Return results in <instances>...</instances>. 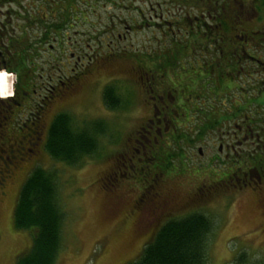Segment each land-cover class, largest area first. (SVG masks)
Returning <instances> with one entry per match:
<instances>
[{"label": "rangeland", "instance_id": "obj_1", "mask_svg": "<svg viewBox=\"0 0 264 264\" xmlns=\"http://www.w3.org/2000/svg\"><path fill=\"white\" fill-rule=\"evenodd\" d=\"M105 1L106 7L100 4L95 10L90 8L89 19L85 22L75 21V27L64 29L59 32L60 36L54 31L50 43H46L42 53L31 61L38 70H30L29 73H36L37 78L41 74L44 76L38 82L39 86L46 83L49 87L61 76L65 77L63 80L69 77L72 78L70 82H77L75 94L68 96L67 100L63 97L58 101L57 96L53 101L45 99L49 91L40 88L31 100L21 89L24 81L2 67L8 59H0V74H9L5 95L8 97H0V100L12 99L15 95L22 103L21 106L16 102L0 106L7 109H3L2 114L0 112V178L12 172L6 163L8 157H14L12 150L15 154H22L26 160L20 162L24 166L22 169L16 172L13 169L16 174L13 179H7L6 194H0V264H16L17 256L32 245L36 231L17 230L14 212L22 184L38 167L57 172L60 206L66 214L62 247L56 264H127L138 259L157 233L155 230L156 233L145 234L153 224L145 226L139 223L141 212L135 203L138 199L145 203L150 201L147 207L153 206L154 201L160 206L165 205L162 200L168 202L156 223L157 229L172 218L193 212L207 214L214 222L208 240L207 264H229L237 254L245 251L253 261L264 260V175L258 176L253 172L251 185L245 187L244 180L238 183L230 171L234 156L227 157V149L219 156L220 143L225 147L227 144L237 145L227 135L236 129L235 125L223 123L216 130L209 128L207 135L197 140L192 135L194 129L183 130L178 126L174 136L177 137L176 142L171 139L172 143L167 145L166 137L174 131L175 122L170 121L174 115L164 114L161 116L169 120V129L165 130V138L159 139L158 144L154 143V138L148 139L140 133L143 127L149 128L147 126L154 118L153 95H164L170 104L174 102L171 101L174 100L171 92L182 95L180 89L185 88L194 75L192 61L186 57L187 73L176 74L177 79L168 77L160 84L162 80L158 75L155 79L149 76V81L147 76L142 78L141 50L151 56L163 44L170 49V37L163 34L162 27L158 26L165 22L156 20V14L162 12L158 4L167 2L166 5L174 7L175 11L177 4L170 3L172 0H117L115 4L112 0ZM253 1L244 0L245 7L240 5L237 9L246 19L258 17V13L253 11ZM24 4L29 5V2ZM151 4L156 9L155 13ZM136 6L143 10L144 18L150 20L144 28H130L135 25L132 20L138 18ZM16 10L22 12L24 8L12 0H0V26H10L4 28L5 44H8V37L11 40L19 35V30L14 29L22 21H19ZM253 26L255 31H264V23L260 20L253 22ZM10 49L12 57L15 48ZM257 51L264 58V46H258ZM50 75L55 81L49 78ZM113 85L117 86L118 94L123 98L116 109L109 108L103 97L104 90ZM150 89L155 91L149 93ZM176 89L181 94L176 93ZM42 110L49 112L45 119L48 126L60 112H69L77 126L103 120L107 132L100 136L97 152L86 157L81 164L69 166L52 159L45 150V143L40 146L28 143L27 139L34 131L30 129L34 116ZM172 112L173 107L169 110ZM200 124L197 117V127L200 128ZM136 139L146 142L147 150L142 149ZM137 144L140 151L134 149ZM30 148L35 149L36 156L26 154ZM245 158L238 156V166ZM236 167L233 166L234 169ZM224 172L227 175L222 177Z\"/></svg>", "mask_w": 264, "mask_h": 264}, {"label": "trees", "instance_id": "obj_2", "mask_svg": "<svg viewBox=\"0 0 264 264\" xmlns=\"http://www.w3.org/2000/svg\"><path fill=\"white\" fill-rule=\"evenodd\" d=\"M12 1L24 8L22 12L16 10L19 21L22 23L17 24L19 27L14 29L19 30V35L15 38L12 37L11 40L8 37V44H5L4 41L6 37V34L3 33L5 32L4 27L0 26L2 27L0 32L2 49L0 51L3 52L0 59H8L2 67L16 73L17 77L24 81L21 82L23 86L21 89L24 91H30L32 78L36 75V73L34 75L29 73L30 70L33 72L37 68L34 61H31L35 55L42 53V48L46 43H50L51 34L55 31L56 35H59V32H63L64 29L74 28L75 21L82 20L85 22L88 20L90 8L95 10V7L100 4L106 7L105 0ZM112 1L115 4L117 0ZM24 2H29V5L24 4ZM175 2L180 5L186 3L187 0H175ZM192 3H194L193 0H191ZM243 3L244 0H205V5H202L201 11H203L202 14L208 22V27L206 24V28L202 25L198 26L196 20L193 19V32L184 35L183 32L176 31V34L172 32L168 36L171 45L173 43L203 41L201 43L204 45L195 43L196 54L194 55L197 58L200 57L201 50L210 51L212 62L210 72L212 73L205 71L201 74L197 71L193 72L194 75L191 77V80L197 84L196 91L204 94L201 96L199 94L198 97L193 98L196 104L193 107L195 111L194 114L189 113L190 116L198 117L201 122V127L192 133L195 136L194 139L197 140L199 137L206 136L209 128L216 130L220 124L223 125L222 122L229 119H238L241 116V120L248 118L250 121L248 123L249 129L246 132L251 137L250 143L252 144L248 158L252 159L253 168L247 169L245 163H241L239 168L240 170L255 172L258 176L263 177L264 122H260L257 118L264 116V70L259 73L242 71L237 75V62L243 51L239 48L236 49L234 44L230 45L231 43L224 47L221 41L222 38L235 39L236 34H240V37H252L251 40L255 42L258 39L257 45L264 46V31H255L253 26V22L257 20L264 23V0H254L253 5L251 4L254 13H258L255 20L241 16L237 9L240 5L245 7ZM136 8L138 10V6ZM139 14L138 10V18L132 20L136 26H130V28L137 27L140 29L142 26ZM196 15L202 17L199 13ZM191 18H194V14ZM183 19L190 27L191 19L186 18V16ZM143 20L144 24L150 21L146 18ZM150 25L154 24L151 23ZM4 26L6 29L10 27L9 24H4ZM246 28L251 30H245ZM11 33L12 30L9 34ZM237 39L239 40V38ZM5 45L15 48L12 57L9 54L11 49L9 48L6 52ZM184 51V56H186V49ZM247 51L252 53L251 48H248ZM143 54L141 50L140 61L143 59ZM157 57L154 59L155 61L161 58ZM164 58L165 60H173L171 54L167 57L162 56L160 60ZM178 58H183L182 54H179ZM201 61L205 63L204 59ZM4 76V81L0 82V91L7 90L8 74L6 73ZM231 93L233 94L230 96ZM103 97L106 105L113 109L119 108L123 101V98L118 94L116 85L107 87L103 92ZM46 132L47 137L42 143H45L47 153L55 161L70 166L81 164V161L86 157L97 152L100 143L99 138L106 134L107 126L103 120L91 121L85 125L77 126L76 120L69 112H60L52 120ZM170 136L172 142H176L177 137H174L176 133H171ZM237 154L241 157V154L244 153ZM28 175L18 195L14 224L17 230H35L36 233L32 238L31 247L20 253L15 262L16 264H56L62 247L63 225L66 220L63 206H60L58 174L54 170L38 167ZM247 184L251 185L249 182ZM213 227L214 222L203 212H193L183 217L172 218L146 244L138 259L127 264H207L209 258L208 240ZM229 264H264V260L253 261L250 254L245 251L237 254Z\"/></svg>", "mask_w": 264, "mask_h": 264}, {"label": "flooded vegetation", "instance_id": "obj_3", "mask_svg": "<svg viewBox=\"0 0 264 264\" xmlns=\"http://www.w3.org/2000/svg\"><path fill=\"white\" fill-rule=\"evenodd\" d=\"M194 3L191 4V0H187L186 3L184 4H177L175 2V0L170 1V3L172 4H177V11L173 10L175 9L174 7H168L166 4L167 2L163 3H159V9L161 13L156 14V20H158L159 22H165V24L159 25V27H162L161 32H163V34H171L172 32L174 34H176L178 32L180 33H184V35L188 32H193L192 31V26H193V19L196 20V23L198 24V26L208 27V22L206 20V18H204L203 16V11L202 10V5H205V0H193ZM151 9H153L154 13H155V8L154 5L151 4ZM194 9V10H193ZM140 12V20H142V26L140 28H144L145 24H144V12L142 9H139ZM204 10V9H203ZM153 13V12H152ZM197 13H199V15H201L202 17H198V15H196ZM194 14V18H191V16ZM186 16V18H190V27L187 26L188 24L185 23L186 20L183 19V17ZM151 18L154 19L153 15H150ZM172 19H176L174 21H172ZM156 25V24H154ZM150 26V25H148ZM205 27V28H206ZM5 28V26H4ZM188 28V29H187ZM1 32V31H0ZM5 33V32H3ZM264 33V32H263ZM237 36L235 37V39L232 38H222V42L224 47L226 46V44L231 43L230 45H235L236 49H241L243 52L241 53V55L239 56L240 58H238V62H237V67H238V72L237 75L239 73L243 72H251V73H259L262 70H264V58L260 57L258 55V39L257 42L251 40L252 37H248V36H244V37H240V34H236ZM203 38V37H202ZM239 38V40L237 39ZM205 40V39H204ZM238 40V41H237ZM241 40V41H240ZM251 40V43L249 42ZM1 42V41H0ZM201 42L203 41H195L193 43L187 42V43H173L172 45L169 43L168 47H170V49H166V44H163L161 46L160 50H156L154 54H152L151 56H147L146 53L143 54V59L141 61L142 65H143V70H144V74L142 75V78L144 79L147 76V81H149V76H153V79L156 78V76L158 75V77L162 80L160 82V84H163L164 81H166V79H168V77H172L174 79L176 78V74L182 75L183 72L187 73L186 67H187V63L185 61V58L188 57L189 59H191L192 61V70L193 72H197L199 71L201 74H203L205 71L206 73H212L210 72V70L212 69V62L210 60V51H208L207 49L201 50V55L200 57H195L194 54H196V50H195V43L202 44ZM2 45V44H1ZM0 45V49L1 48ZM6 46V45H5ZM6 48V52H8L9 50V45L5 47ZM248 48L252 49V53H249V51H247ZM187 51V55H185V50ZM244 51H247L246 53H244ZM143 53V50H142ZM3 54L2 51H0V57ZM171 54V56H173V60H165L162 59V56H169ZM182 54L183 58L179 59L178 55ZM161 57L158 60H154L156 57ZM227 56V55H226ZM157 57V58H158ZM191 57V58H190ZM224 57V56H222ZM202 59H204L205 63H202ZM181 61L183 62L181 64ZM203 65V66H202ZM191 69V67L189 68ZM70 76V74H68ZM68 75L66 77H68ZM51 77H49L52 81H55V79L53 78L52 75H50ZM5 78L4 73L0 74V82L4 81L3 79ZM32 86L30 87V91H24V94L27 95V97L32 98L34 97V94L37 93V91L39 90L38 88H40L41 90H47L49 91L48 93H46L45 95V99L48 100H56V96L58 101L60 99H62L63 97L67 100V97H72V95H74L75 91H76V83H74L73 81L70 82L69 79L72 78H67L66 80L65 77H62L57 80L54 83H50V86L47 87L46 83H44L43 85L39 86L38 82H41L40 80L44 79V76L41 74L39 78H37V76H34L32 78ZM77 79V78H76ZM158 86H160V84L157 82ZM194 85V86H193ZM196 82H194L193 80H191L189 83L186 84L185 88L180 89L182 90V95H176L173 94L171 92V95L173 97L174 102H171L170 104L165 101V96L160 95V94H156L153 95L152 97V101L151 102V106H152V110L154 112V118L150 120V124H148L147 127H149L148 129L144 128L142 129V131L140 132L142 136H145L148 139L154 138V143L158 144L160 142L159 139L161 138H165V130L167 131L169 129L168 125H167V120L166 118H162L161 115L167 116L169 115L172 116L174 115L170 121L172 120L173 122H175V124L173 125L174 127V131L172 132V134H175V131L179 128H177L178 126L183 129H190V130H196L198 127L196 125V120L197 118L195 116H190L189 113L192 112V114H194L195 109L193 107H195V103H194V99L196 96L198 97L200 93H198L196 91L195 88H197L196 86ZM191 86V87H190ZM179 89H176V93L178 92ZM153 91H155L154 89H150L149 93H153ZM3 95H7V92L5 89L2 90ZM32 93V94H31ZM180 93V92H178ZM185 93V94H184ZM181 94V93H180ZM183 94H184V98H183ZM204 95V94H200ZM55 97V98H54ZM42 99V100H45ZM185 99V101H184ZM38 100V98H37ZM184 101V102H183ZM12 102H16L18 106H21L22 103L19 102L16 98V96L14 95L12 99L9 100H0V106L7 103L9 106ZM41 106V105H40ZM177 106V107H176ZM173 107V112L169 113L170 108ZM6 107L1 108L0 107V112L1 114L3 113V109H5ZM9 109V108H8ZM19 114V112H18ZM49 114V112H47V110H42V112H37V114L34 116L35 119H33V126L39 125L36 129L30 128L32 132V134H30L29 139H27V142L30 143L31 145H39L42 144V142L46 139L47 137V128L48 125L45 124V119L46 116ZM178 115V117H177ZM18 116V115H17ZM176 116V117H175ZM190 116V117H189ZM56 117V116H55ZM54 117V118H55ZM33 118V117H32ZM53 118V119H54ZM242 119V116L239 117L238 119H229L227 121L222 122L226 123V124H230V125H235L237 127L236 130H232L233 132L229 133L227 132V135H230L231 138H233L232 140H235V142H237V145L235 144H227V146H223V143H220L219 145V156L222 155L224 153V151L227 149V153L226 156H234L232 163H231V168L230 171L232 170V174L235 176L233 177V179L237 180V182L239 183L242 179L244 180V186L248 187L249 184H247V182L251 183L252 182V172L249 170H240L239 166H238V154L237 153H244L241 154V157L243 158L244 156L247 158L246 160H244L243 163H245V166L247 169H252V159L248 156V153H250L251 150V146L252 144L250 143L251 141V137L249 136V134H247L246 131H248L249 129V125L248 123L250 122L248 118L246 119ZM260 122H264V116L258 117L257 118ZM200 121V119H199ZM41 124V125H40ZM165 126V129H164ZM171 134V133H170ZM171 136H168V138L166 137L167 141L165 142L167 145L170 144L171 142ZM183 140V139H182ZM190 140V138H189ZM136 142L140 143V146L142 147V149H146L149 147H147L146 142L145 143H141L140 139H136ZM151 143V142H150ZM172 143V142H171ZM22 144V141H21ZM250 147H248V145H250ZM153 146V145H152ZM134 149L136 151H140L139 149V144H137V147H134ZM145 150V151H146ZM13 152H11L12 154H14V157H8L7 160V166L8 168L12 169V172H10L9 175H7L5 178H0V194L1 195H5L6 194V185H7V181L10 179L14 178V173L17 170L22 169V163L23 161H26L24 157H21L22 154H15L14 150H12ZM37 152H35V149L30 148L26 150V154H34L35 156ZM146 153V152H145ZM17 157H20V159H18ZM232 158V157H231ZM23 159V160H22ZM20 160V161H18ZM29 160V158H28ZM27 160V162H28ZM157 166V164H155V167ZM233 166H237L236 169L233 168ZM13 167V168H12ZM24 167V166H23ZM251 167V168H250ZM13 169H15V172L13 171ZM235 170V171H233ZM239 173L243 174L242 177H239ZM16 174V173H15ZM14 175V176H13ZM227 174L224 172L223 177L226 176ZM230 176V175H229ZM8 179V180H7ZM223 180V179H222ZM246 182V183H245ZM235 186V185H234ZM152 201V200H151ZM163 203H165V205L160 206V204H158L157 202L154 201V205L153 206H149L147 207V205L149 204L150 201H147V203L143 202V199H138L136 200V205L138 206L137 209H139V211L141 212V216L139 219V223L140 224H144L145 226H148L150 224H153V228L149 229L147 232H145V234L151 233V232H156L159 230V228L157 229V221L160 217V214L162 212V210L164 208H166L168 202H166V200H162ZM162 203V202H161ZM162 203V204H163ZM139 214V213H138ZM143 225V226H144ZM155 232V233H156Z\"/></svg>", "mask_w": 264, "mask_h": 264}, {"label": "bare ground", "instance_id": "obj_4", "mask_svg": "<svg viewBox=\"0 0 264 264\" xmlns=\"http://www.w3.org/2000/svg\"><path fill=\"white\" fill-rule=\"evenodd\" d=\"M117 36V35H116ZM89 67V66H88ZM94 69V68H93ZM193 69V68H192ZM3 71V70H2ZM4 72H6V71H4ZM7 73V72H6ZM8 74V73H7ZM8 76H9V74H8ZM91 86V85H90ZM85 88V87H84ZM83 88V89H84ZM90 88V87H89ZM157 91V90H156ZM2 92V91H1ZM82 92V91H81ZM88 92V91H87ZM84 94V93H83ZM2 95H3V92H2ZM3 96H5V95H3ZM88 96H90V95H88ZM34 98V97H33ZM206 101V100H205ZM63 104V103H62ZM66 105V104H65ZM177 107V106H176ZM261 107V106H260ZM58 108V107H57ZM175 115V114H174ZM197 116V115H196ZM190 117V116H189ZM47 123V122H46ZM47 141V140H46ZM183 153V152H182ZM225 156V155H224ZM135 157V156H134ZM161 158V157H160ZM23 160V159H22ZM33 160V159H32ZM168 165V164H167ZM251 168V167H250ZM173 173V172H172ZM18 174V173H17ZM135 174V173H134ZM123 180V179H122ZM126 181V180H125ZM165 194V193H164ZM134 201V200H133Z\"/></svg>", "mask_w": 264, "mask_h": 264}]
</instances>
